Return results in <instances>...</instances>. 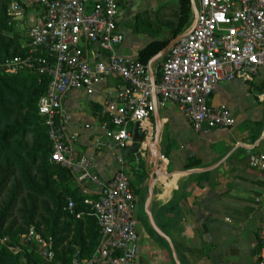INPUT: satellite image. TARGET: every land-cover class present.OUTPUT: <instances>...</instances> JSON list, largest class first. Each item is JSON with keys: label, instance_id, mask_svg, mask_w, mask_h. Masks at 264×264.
I'll return each mask as SVG.
<instances>
[{"label": "built area", "instance_id": "obj_1", "mask_svg": "<svg viewBox=\"0 0 264 264\" xmlns=\"http://www.w3.org/2000/svg\"><path fill=\"white\" fill-rule=\"evenodd\" d=\"M196 14L182 36L155 69L139 60L118 54L123 42L118 20L120 0H35L38 17L25 30L22 40L28 53L7 59L0 70L9 75L32 72L49 78L47 94L40 99L43 117L52 143L51 162L75 173L79 184L99 187L96 198L84 201L88 215L100 230L98 247L91 257L74 256L67 263L56 259L55 242L30 227L25 243L33 246L39 264H136L139 238L136 232L137 199L125 171L108 183L94 173L90 155L75 153L77 135L66 127L64 103L69 92L88 96L108 78H117L116 95L107 100L99 114L103 128H112L113 149L124 151L134 145L135 133L149 134L155 111L169 105L185 115L194 131L203 128L231 129L235 119L227 107H213L217 87L234 80L253 82L264 67V0H195ZM23 14L14 0L9 15ZM96 49L105 53L108 64L95 63ZM248 166L264 172V156H252ZM85 196H91L84 192ZM263 218L258 231L256 264H264V198H256ZM77 204L67 201V212L81 220ZM3 243L8 242L4 238Z\"/></svg>", "mask_w": 264, "mask_h": 264}, {"label": "crops", "instance_id": "obj_2", "mask_svg": "<svg viewBox=\"0 0 264 264\" xmlns=\"http://www.w3.org/2000/svg\"><path fill=\"white\" fill-rule=\"evenodd\" d=\"M17 1L23 14L16 17V27L25 32L39 11L35 0ZM97 1L89 0L90 10ZM190 4L189 20L176 34L181 0H120L123 42L118 54L139 60L150 44L166 43L147 64L158 67L188 32L196 14L195 0ZM94 62L107 66L108 57L96 49ZM118 84L117 78H108L92 96L69 92L65 121L70 131L99 128V135L72 132L77 135L76 155H90L101 182H110L120 170L117 157L124 159L137 199L136 264H256L263 213L255 199L264 198V172L249 168L248 162L252 156H264V67L253 82L222 83L212 96L213 107L230 111L236 122L233 128L205 127L196 132L187 117L169 105L158 110L159 133L154 116L151 132L143 133L145 140L150 139L127 157L113 149L112 128L104 129L99 118ZM74 185L82 194L99 190L89 182Z\"/></svg>", "mask_w": 264, "mask_h": 264}, {"label": "trees", "instance_id": "obj_3", "mask_svg": "<svg viewBox=\"0 0 264 264\" xmlns=\"http://www.w3.org/2000/svg\"><path fill=\"white\" fill-rule=\"evenodd\" d=\"M13 2L0 0V63L28 53L22 42L23 31L16 27L19 22L9 15ZM190 14V0H181L176 34ZM165 47L166 43L150 44L141 51L139 61L147 65ZM49 85V78L40 79L29 71L9 75L0 70V237L17 238L19 233H13L16 223H10L16 215L28 228L34 226L43 236L52 237L56 259L67 263L76 255L91 257L98 247L100 230L83 204L96 196L83 195L74 188V173L51 162L53 147L38 110ZM134 139L143 143L145 135L136 132ZM70 198L77 204L76 213H84L81 220L67 212ZM30 248L32 253L26 254L27 261L23 263L0 243V264H39L37 250Z\"/></svg>", "mask_w": 264, "mask_h": 264}, {"label": "rangeland", "instance_id": "obj_4", "mask_svg": "<svg viewBox=\"0 0 264 264\" xmlns=\"http://www.w3.org/2000/svg\"><path fill=\"white\" fill-rule=\"evenodd\" d=\"M9 11H10V9H9ZM15 30H16V29H15ZM21 34L23 35V37H25V32H24V31H23ZM23 39H24V38H23ZM1 71H2V70H1ZM149 139H150V138H149ZM152 139H153V138H152ZM146 141H147V140H145V142H146ZM74 175H75V174H74ZM76 176H78V173H77V175H75V183H78V182H77V179H76ZM74 186H75V185H74ZM11 222H15V223H16V225H15L14 228H13V233H14V234H15V233H19V234H17V238L13 239L12 237L6 235V236H4V237L8 238V242L3 243L2 239H1V238H3V237H0V239H1L0 243L5 244V245L8 247V250H9L12 254H14L15 256L19 257L20 260H21V262L25 263V262L27 261V258H26L27 256H26V254L29 255V254L32 253V248H30V246H28V245L25 243V236H26V234L28 233L30 227L28 228V227L25 225L24 221H23L20 217H18V216H16V215H13V218L10 219V223H11ZM10 223H9V224H10ZM32 227H34V226H32ZM10 242H11L12 245L8 246V245L10 244ZM26 248H27V249H26ZM32 264H33V263H32Z\"/></svg>", "mask_w": 264, "mask_h": 264}, {"label": "water", "instance_id": "obj_5", "mask_svg": "<svg viewBox=\"0 0 264 264\" xmlns=\"http://www.w3.org/2000/svg\"><path fill=\"white\" fill-rule=\"evenodd\" d=\"M195 13H196V11H195ZM162 55H160L159 56V58L161 57ZM154 118H155V121H156V126H157V131H158V133H159V131H160V124H158L159 123V121H160V118H159V115H158V109L155 111V113H154ZM73 132H75V133H77V134H80V135H99L100 134V132H99V128H91V129H79V128H75V129H73L72 130ZM155 141H157V138H156V140ZM138 144H142V143H139L138 141L137 142H135V144L134 145H132V146H129L127 149H125L124 150V156H128V154H130L131 152H133V153H137L138 152V150H139V147L137 146Z\"/></svg>", "mask_w": 264, "mask_h": 264}, {"label": "bare ground", "instance_id": "obj_6", "mask_svg": "<svg viewBox=\"0 0 264 264\" xmlns=\"http://www.w3.org/2000/svg\"><path fill=\"white\" fill-rule=\"evenodd\" d=\"M148 140H149V139H148ZM148 140H147V141H148Z\"/></svg>", "mask_w": 264, "mask_h": 264}]
</instances>
